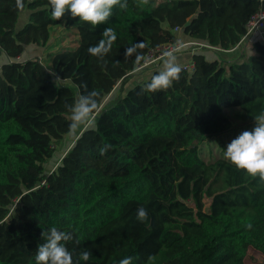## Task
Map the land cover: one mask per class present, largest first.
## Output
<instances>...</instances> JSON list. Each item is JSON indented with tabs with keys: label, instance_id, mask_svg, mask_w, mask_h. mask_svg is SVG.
I'll list each match as a JSON object with an SVG mask.
<instances>
[{
	"label": "trees",
	"instance_id": "obj_1",
	"mask_svg": "<svg viewBox=\"0 0 264 264\" xmlns=\"http://www.w3.org/2000/svg\"><path fill=\"white\" fill-rule=\"evenodd\" d=\"M127 3L94 27L70 12L53 20L48 0H0V264H36L52 227L72 233L74 258L92 252L80 264H245L250 247L264 254V182L224 149L202 154L231 128L225 109L238 107L246 120L264 114V41L223 56L241 44L264 0ZM59 24L76 29L75 47L54 52L48 67L26 55ZM106 28L116 40L99 59L88 49L108 43ZM180 32L206 44L189 49L194 70L166 91H142L161 67L126 87L147 51ZM93 90L101 108L93 126L47 168L72 131L66 105Z\"/></svg>",
	"mask_w": 264,
	"mask_h": 264
},
{
	"label": "clouds",
	"instance_id": "obj_2",
	"mask_svg": "<svg viewBox=\"0 0 264 264\" xmlns=\"http://www.w3.org/2000/svg\"><path fill=\"white\" fill-rule=\"evenodd\" d=\"M51 7V18L61 20L66 13L70 12L72 18L78 17L79 20L97 26L107 23L113 16V9L118 7L127 10V0H48ZM147 2V0H146ZM104 35L109 38L108 43L101 41L96 46H90V55L103 59L110 51V43L116 40V33L111 28L104 30ZM130 54L127 49L126 57ZM182 68L178 63L174 53H168L163 59V67L157 74L151 77L142 91L155 93L166 91L172 87L174 82L181 78ZM87 89V84L82 85ZM70 113L73 130L80 128H91L96 116L101 108L97 100V93L93 90L86 95L79 96L73 104L66 105ZM256 126L251 131H243L228 144L224 153L225 159L235 165L238 170H244L252 177H259L264 182V114L254 117ZM110 145H105L100 149L103 155ZM136 219L142 223L148 221V212L141 206L137 209ZM251 228V224L247 225ZM44 243L38 246L35 255L36 264H80L81 261L87 262L92 256L91 251H83L78 258H74V253L69 250L67 243L73 241L72 233L58 230L52 227L42 232ZM78 243V241H77ZM131 257H126L119 261V264H131Z\"/></svg>",
	"mask_w": 264,
	"mask_h": 264
},
{
	"label": "rangeland",
	"instance_id": "obj_3",
	"mask_svg": "<svg viewBox=\"0 0 264 264\" xmlns=\"http://www.w3.org/2000/svg\"><path fill=\"white\" fill-rule=\"evenodd\" d=\"M78 39V35L76 32L75 28L72 27H64L63 24H59L55 27H53L50 31V38L48 42L42 46H34L32 50H30L31 54L30 56H36L38 57L39 60H41L47 67L49 66L50 59L52 58V55L54 52L57 50H61L64 48H73L76 46ZM242 43L237 46L236 49H234V53L230 52H224L225 54L222 55L225 58H232L238 55L239 51L241 48H244V50L248 47L251 46L252 42L247 39H242ZM184 52H176L175 55L177 56L178 63H185L191 59V53L189 52V57L185 58ZM237 52V53H236ZM231 54V55H230ZM28 56V55H27ZM164 59V58H163ZM163 59L158 61L157 65L155 67H163ZM1 60V57H0ZM147 71L146 69L144 70H137L134 71L135 74L130 77L128 82L126 83L127 86L133 85L136 81H139L140 79H144L146 76V73H149L150 70H148L146 73H143ZM119 88V84L115 85L114 90L112 94L116 93L117 89ZM109 96H107L103 103L107 101ZM226 115L230 118L231 121V128L223 133L222 135H219L217 137H212L209 139L207 142L203 144L202 148V154L204 155L203 157L207 159L210 155L213 157L218 156L219 152L221 149H224L226 151L227 146L233 139H235L240 133L243 131H251L254 129L256 126V121L255 120H246L244 118L243 112L238 108V107H232V108H227L225 109ZM84 128L76 129L68 134H66L61 141V143L56 146L55 150V157H53L47 164V168H53L56 163L58 162V155L62 154L67 147L71 144V142L74 140V138L83 130ZM224 151V153H225ZM205 204H208V200L205 199ZM245 264H264V254L260 253L259 251L253 249L250 247L246 253V258H245Z\"/></svg>",
	"mask_w": 264,
	"mask_h": 264
},
{
	"label": "built area",
	"instance_id": "obj_4",
	"mask_svg": "<svg viewBox=\"0 0 264 264\" xmlns=\"http://www.w3.org/2000/svg\"><path fill=\"white\" fill-rule=\"evenodd\" d=\"M30 1V0H29ZM247 31L245 35L243 36L242 39H247L250 40L252 43L254 41H264V11H259L255 13L250 20L247 22ZM206 44H202L196 41H191V42H180V41H175L173 43H163L160 44L154 48H150L144 59L139 63L134 71L137 70H149L152 67H155L161 59H163L166 54L168 53H176L181 51L184 47L186 46H192L191 48V53L197 46H202ZM208 46V45H207ZM14 60H20L21 56H16L13 58ZM9 57H7V61L13 60ZM180 66L182 70H186L188 72H191L194 70V62L193 60H189L185 63H180Z\"/></svg>",
	"mask_w": 264,
	"mask_h": 264
},
{
	"label": "crops",
	"instance_id": "obj_5",
	"mask_svg": "<svg viewBox=\"0 0 264 264\" xmlns=\"http://www.w3.org/2000/svg\"><path fill=\"white\" fill-rule=\"evenodd\" d=\"M27 15H28V12L27 11H24L23 13H21L20 15H19V18H18V20H17V26L18 27H20V26H22L25 22H26V20H27ZM178 38V41H180V42H191V41H193L194 39H191V38H189L188 36H186V35H184L183 33H178V36H177ZM243 41V40H242ZM242 43V42H241ZM33 47L34 46H30L29 48H27V50H26V55H27V53H28V56H29V54H31L30 52V50H32L33 49ZM236 48V47H235ZM235 48H233V49H231V50H228L227 52H230V53H234V49ZM189 49H191L189 46H186V47H184L182 50H181V52H183V51H185L184 52V56L183 57H185V58H188L190 55H189V52H190V50ZM28 51V52H27ZM189 51V52H188ZM237 53V52H236ZM231 55V54H230ZM233 55H235V53L233 54ZM25 56V55H24ZM148 71V70H147ZM147 71H145V72H143V73H146ZM149 74H150V72L149 73H146V76L144 77V79H146L148 76H149Z\"/></svg>",
	"mask_w": 264,
	"mask_h": 264
}]
</instances>
